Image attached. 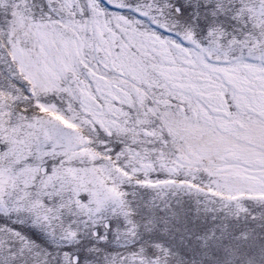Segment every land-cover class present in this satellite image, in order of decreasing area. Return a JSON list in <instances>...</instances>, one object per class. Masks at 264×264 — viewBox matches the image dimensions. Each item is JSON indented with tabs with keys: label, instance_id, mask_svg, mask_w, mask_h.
I'll list each match as a JSON object with an SVG mask.
<instances>
[{
	"label": "snow or ice",
	"instance_id": "obj_1",
	"mask_svg": "<svg viewBox=\"0 0 264 264\" xmlns=\"http://www.w3.org/2000/svg\"><path fill=\"white\" fill-rule=\"evenodd\" d=\"M0 264H264V0H0Z\"/></svg>",
	"mask_w": 264,
	"mask_h": 264
}]
</instances>
